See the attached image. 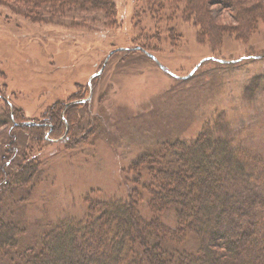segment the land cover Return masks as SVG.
Segmentation results:
<instances>
[{
  "label": "rangeland",
  "instance_id": "obj_1",
  "mask_svg": "<svg viewBox=\"0 0 264 264\" xmlns=\"http://www.w3.org/2000/svg\"><path fill=\"white\" fill-rule=\"evenodd\" d=\"M3 3L0 94L20 126L40 124L48 108L66 104L78 92L89 100L72 129L77 143H56L46 131L47 141L31 152L25 131L0 127L1 183L12 184L8 173L21 163L11 142L31 157L23 166L39 162L42 169L40 180L19 190L11 202L0 201V219L23 228V246L42 238L56 221L81 219L86 196L100 201L130 196L136 187L130 166L160 142L192 141L203 128L220 124L222 137L264 158V26L250 33L245 13L228 0L214 1L208 10L223 26L218 27L223 40L214 32L198 37L196 25L179 22L177 46H156L159 54L151 55L174 77L141 53L111 54L138 41L140 29L131 18L134 0H114L119 23L112 27H105L98 13L84 12L76 20L46 17L38 23L16 4ZM253 79L255 90L245 92ZM5 105L0 99V117Z\"/></svg>",
  "mask_w": 264,
  "mask_h": 264
},
{
  "label": "trees",
  "instance_id": "obj_2",
  "mask_svg": "<svg viewBox=\"0 0 264 264\" xmlns=\"http://www.w3.org/2000/svg\"><path fill=\"white\" fill-rule=\"evenodd\" d=\"M0 1L16 4L17 9L28 11L29 20L38 23L46 17L76 20L83 12L98 13L105 27L119 23L114 0ZM214 1L225 3L134 0L131 18L140 29L138 41L132 44L133 50L121 48L115 54L151 55L159 54L156 46L174 48L182 38L179 22L196 25L198 37H211L214 32L223 40L226 35L221 36L223 29H218L223 26L208 11ZM228 3L236 12L245 13L242 15L250 33L264 26V0ZM147 19L151 21L148 25L144 22ZM150 39L158 41L148 44ZM256 81L253 79L245 92L252 93ZM69 98L66 104L48 108L40 124L20 126L19 117L9 112L11 106L0 94L6 104L0 127L9 125L12 130L25 131L31 152L47 141L46 131L56 143H77L78 126L75 141L72 129L79 111L89 101L80 92ZM220 128V124L203 128L192 141L160 142L130 166L137 188L130 196L116 201L86 196L81 219H62L48 225L42 238L31 246H23L19 240L22 227L0 219L1 264H264V158L246 154L240 143L222 137ZM9 144L21 160L8 173L12 184L5 186L0 180V201L6 197L11 202L19 190L40 180L42 169L39 162L23 166L22 162L31 157L22 151L20 154L17 144Z\"/></svg>",
  "mask_w": 264,
  "mask_h": 264
},
{
  "label": "water",
  "instance_id": "obj_3",
  "mask_svg": "<svg viewBox=\"0 0 264 264\" xmlns=\"http://www.w3.org/2000/svg\"><path fill=\"white\" fill-rule=\"evenodd\" d=\"M115 52H113V53H111V54H114ZM111 54H110V56H111ZM145 56L147 57V58H149L150 60H152L155 64H156V66L162 71V72H164V73H166V74H168L169 76H171V77H174L170 72H168L152 55H150V54H145ZM109 58V57H108ZM197 68V67H196ZM195 68V69H196ZM194 69V70H195ZM194 70H193V72H194ZM193 72H191L190 74H189V76H187L186 78H184V80H186V79H188L191 75H192V73ZM101 73H102V71H100L98 74H95V75H93L90 79L91 80H93V79H95L96 77H98V76H100L101 75ZM90 86V85H89ZM90 96H91V94H90ZM90 96H89V98H90ZM88 98V99H89ZM89 101V100H88Z\"/></svg>",
  "mask_w": 264,
  "mask_h": 264
}]
</instances>
